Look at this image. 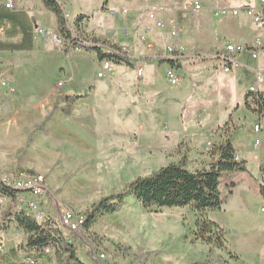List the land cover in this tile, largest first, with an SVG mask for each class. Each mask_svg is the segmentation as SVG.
Returning <instances> with one entry per match:
<instances>
[{
  "label": "rangeland",
  "instance_id": "rangeland-1",
  "mask_svg": "<svg viewBox=\"0 0 264 264\" xmlns=\"http://www.w3.org/2000/svg\"><path fill=\"white\" fill-rule=\"evenodd\" d=\"M10 1L25 9L37 27L31 50L0 51V180L8 183L1 176L16 177L22 172L40 176L37 195L33 189L19 188L18 196L35 199L46 216L58 220L64 210L83 214L101 197L182 156L190 169L208 167L213 157L205 147L207 141L231 132L247 170L222 175L221 207L202 213L223 229L225 249L195 239L199 213L189 205L145 209L130 194L117 211L97 216L89 230H63L87 264H264V199L258 190L264 184V115L247 108L241 92L256 86L257 74L264 77L257 70L264 65V46L254 49L256 58L252 49L243 46L235 82H224L225 73L214 71L215 60L223 53L188 52L181 42L172 44V30L162 38L155 35L158 46L152 55L158 59L153 68L158 95L153 97L140 91L137 83L145 72L143 58L156 45L151 35L143 43L144 53L138 55L133 44L112 40L137 63L133 59V66L113 65L111 72L99 77L101 62L95 53L69 49L68 40L57 30L54 13L42 0ZM224 1L228 12L215 15L213 10L212 17L236 19L242 3H260ZM58 2L69 27L79 13L89 16L82 23L89 38L115 35L131 43L130 31L141 24L138 17L130 26L126 24L133 13L126 0H108L107 5L104 0ZM122 9L127 13L122 14ZM233 9L239 15H231ZM246 31L245 42L264 40L261 26ZM169 47L180 71L176 84L165 76ZM138 66L143 68L141 75ZM211 72H216L215 77L205 83L203 76ZM74 94L85 95L68 104L65 96ZM255 123L259 131L254 130ZM16 199L0 195L4 226L0 235L6 249L26 238L11 219ZM116 243L129 248L117 251Z\"/></svg>",
  "mask_w": 264,
  "mask_h": 264
},
{
  "label": "trees",
  "instance_id": "trees-1",
  "mask_svg": "<svg viewBox=\"0 0 264 264\" xmlns=\"http://www.w3.org/2000/svg\"><path fill=\"white\" fill-rule=\"evenodd\" d=\"M5 3V0H0V51L31 50L36 23L25 9L18 7L15 3L7 7ZM42 3L54 13L57 30L65 40H68V43L78 44L80 40L88 39L93 41V44L81 48L93 51L98 61L108 60L113 65L133 64L124 52L114 50L120 49L117 44L106 39L87 37L82 28L84 19L89 17L87 14L79 13L73 27H69L62 4L58 0H42ZM105 4L106 0H104ZM97 43L105 44L111 49L104 51L101 46L96 45ZM168 60L171 65L175 64L173 59ZM81 97L83 95H67L65 101L69 104ZM244 105L259 116L264 115V94L261 91L248 90L244 94ZM209 150L213 159L208 167L200 166L190 169L185 156H182L177 162L163 165L147 175L137 176L120 191L101 197L83 213L84 229L89 230L97 216L117 211L125 204L126 196L130 194L145 209L189 205L199 213L195 222V239L225 249L223 229L202 213L221 207L223 199L220 177L228 172L246 171L247 168L245 160L238 159L236 156L231 132L212 142ZM261 170L264 174L263 167ZM258 190L264 199V184H260ZM21 192L14 185L0 180V195L16 199ZM11 219L16 227L24 232L26 238L24 242L6 249L0 235V264H53L50 253L56 264H87L78 257L77 248L67 238V233L55 217L50 218L44 214L42 220H37L25 210L15 209ZM3 228L4 226L0 224V231ZM128 248L116 243L117 251H126ZM138 264L141 263L138 262ZM193 264L209 263L202 261Z\"/></svg>",
  "mask_w": 264,
  "mask_h": 264
},
{
  "label": "crops",
  "instance_id": "crops-1",
  "mask_svg": "<svg viewBox=\"0 0 264 264\" xmlns=\"http://www.w3.org/2000/svg\"><path fill=\"white\" fill-rule=\"evenodd\" d=\"M126 1H128L133 6V10H132L133 13L128 19L125 20L126 24L130 26L131 21L137 17L138 18L136 20L140 19L141 21V24L137 30L133 29L132 30L133 32L130 31V36L128 37V39H131V43L129 42L130 40L127 41L126 39H124V37L121 40L117 39L115 35L110 36V37H108L107 35H98V37L99 36L107 37L104 39L110 42H113L112 40H114L118 43L133 44V46L135 47V50L137 51L136 53L138 55L139 53H144L143 50L145 46L143 45V43L148 41V38L150 35L152 36L153 40L155 41L154 43L156 45L154 46V50H152L153 52L151 51L150 53V50L149 49L147 50L148 52L146 54V57L143 58V60L146 58L145 59L146 63L144 66L145 72L142 78L138 79L137 83L140 85L139 86L140 91L142 90L143 92L145 91L147 94H152L153 97L154 95H158L157 94L158 92L156 91L155 83H154L155 75H154V69H153L156 65L155 63L158 62L157 61L158 59L156 58L157 56L152 55L154 51H156V46H158V43L156 42L154 36L158 35L162 38L166 36V33H168V31L172 30L173 26L168 23L169 19L175 20L176 30H177L176 36H171V39L173 38L172 44H176L177 41L181 42L185 46L188 52H207V53H214V52L220 53L221 52L225 55H231L236 62H238V57L240 55L241 48L243 46L244 47L246 46V48H250L253 51L256 48L255 46L256 40L255 42L252 40L248 42L244 41L242 36L244 34H248V31H246V29L248 28L249 31L251 32V26L253 27L261 26L262 31H264V27L260 24H256L252 20V18L245 12V8L264 9V2H261V0H260L261 4L258 3L255 5H250L249 3H242L241 5L242 11L240 12L241 15L239 16V18L237 17L236 19L234 18L224 19V18L212 17L214 16L213 10L226 7V2L224 0H126ZM190 1H197L201 6L200 10H194V9L188 8V3ZM107 4H108V0H106V5ZM73 10L74 9H72V11ZM150 12L154 14V18H151L149 16ZM121 13L126 14L127 10L122 9ZM82 14H85V13H82ZM231 15L237 16L239 15V11L237 14L231 13ZM163 17H168L167 21L164 20L166 22L165 26L157 27L155 24V19L163 20L161 19ZM88 18L84 20H88ZM56 27H57V24H56ZM145 27H151L152 31L145 32ZM121 35L123 36V34ZM228 44H233L234 46H240V50L238 51L233 50L231 52H227L226 46ZM253 58H256V57H253ZM133 59L136 62V58H133ZM133 59H131L132 63H133ZM164 62L165 63L168 62L171 65L168 59L167 60L165 59ZM117 65H121V64H117ZM170 65H167L166 68ZM214 65H216V68H214V71H222L223 73H225L224 77L227 79H224L223 77L224 82H228L230 79H232V81L234 80L235 82V77L237 76V69L235 68L239 67V62L236 66H232L229 71H226L222 68L221 59H216ZM128 66H133V64L128 65ZM138 67H142V66H138ZM173 67L175 68L177 73H180V71L179 72L177 71V66L175 67V64L173 65ZM166 68H165V71H166ZM259 69L262 72H264V65H258L257 70ZM148 72L149 73L151 72L152 74L150 75L148 74ZM215 75H216V72H211L210 74L208 73L207 75L205 74V76H203V80L205 81V83L207 81L209 82L211 78L215 77ZM147 86H148V89H145V87ZM263 86L264 84L259 86L258 91H261L264 94V91L262 88ZM251 87L253 86H250L244 91H241L243 92L242 93L243 102H244L245 92H247L248 89L250 90ZM255 87H257V82H256ZM159 94H161V92H159ZM79 95H83L84 97L85 94H79ZM139 96H141V92ZM237 107L238 105L235 108ZM236 156L238 159H241L240 154L236 153Z\"/></svg>",
  "mask_w": 264,
  "mask_h": 264
},
{
  "label": "built area",
  "instance_id": "built-area-1",
  "mask_svg": "<svg viewBox=\"0 0 264 264\" xmlns=\"http://www.w3.org/2000/svg\"><path fill=\"white\" fill-rule=\"evenodd\" d=\"M261 2H264V0H261ZM5 5L7 7H10L12 5V2L10 0H7ZM188 8H191L194 10H200L201 6L197 1H190L188 3ZM111 11L113 12V10H111ZM124 12H125V10H124ZM227 12L228 11L225 8L214 10L215 15L225 14ZM245 12L252 18V20L256 24H260L264 27V9H261V8H259V9H257V8H245ZM231 13L237 14L238 10L233 9V10H231ZM149 16L151 18H154L153 13H150ZM168 23L173 26L172 33L174 36H176L177 30H176L175 20L169 19ZM155 24L157 27H164L166 22L164 20H156L155 19ZM151 29H152L151 27H145V32H151L152 31ZM92 44H93V41L88 40V39L80 40L78 42V44L74 43V42H69V43L67 42L69 49H79L81 47L89 46ZM255 44H256L255 45L256 48H260L261 46L264 45V41L261 40L260 38H257ZM96 45L99 47L101 46L102 50H104V51H109V49H111L110 47H108L105 44L97 43ZM119 48H120L119 50L118 49H114V50L116 52H120V51L124 52L127 55V52L124 48H121L120 46H119ZM226 49H227V52H231L233 50L238 51V50H240V46H234L233 44H228L226 46ZM171 51H172V48L169 47V49H168L169 59H173V57L171 56ZM252 56L257 57L256 50H254L252 52ZM220 58L222 60V68L226 71H229L232 66H236L238 64V62H236L231 55L223 54L220 56ZM99 62H101V70H100V72L97 73V75L99 77H102L105 73H109L113 70V64L110 61L102 60ZM142 72H143L142 67H138L137 68L138 75H141ZM165 76L171 84H176L178 82L176 70L173 66H168L166 68ZM256 82H257V87H254V86L251 87L250 91H253V92L258 91V87L261 86L262 84H264V77L257 74ZM58 83L60 84L61 82H58ZM254 130L255 131L260 130L259 124L254 125ZM211 143H212V140L209 139L206 143V146H205L206 149L210 148ZM12 177L13 176H10V178L5 177V176H1V178L7 179L8 183L14 185L15 187L23 188V189H29V191H30V189L31 190L33 189V193L36 195L38 194L37 192L39 191L40 186H41L40 185V181H41L40 176H38V175L34 176L31 174H26V173L22 172V173L18 174L16 177H13V178ZM15 206H16V209L25 210V212L27 214H31L37 220H42L44 218V213L40 210L38 202L35 199H25L22 196H18L16 199ZM261 211L264 212V207H261ZM58 222H59V225L63 228H66L70 231H76L79 228L83 227L84 216L81 213H80V215H78L73 210L67 209V210H64L62 212V214L59 216ZM67 238L71 241L70 235L67 234ZM46 251H48V249H46ZM99 256H100V258H103L104 254L101 253Z\"/></svg>",
  "mask_w": 264,
  "mask_h": 264
}]
</instances>
